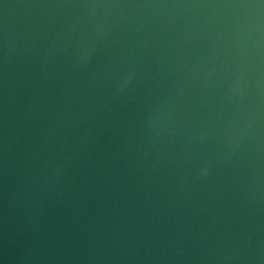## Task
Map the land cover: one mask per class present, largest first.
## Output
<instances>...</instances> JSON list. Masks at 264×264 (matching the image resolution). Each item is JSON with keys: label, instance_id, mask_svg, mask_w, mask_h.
Listing matches in <instances>:
<instances>
[{"label": "water", "instance_id": "obj_1", "mask_svg": "<svg viewBox=\"0 0 264 264\" xmlns=\"http://www.w3.org/2000/svg\"><path fill=\"white\" fill-rule=\"evenodd\" d=\"M0 264H264V0H0Z\"/></svg>", "mask_w": 264, "mask_h": 264}]
</instances>
